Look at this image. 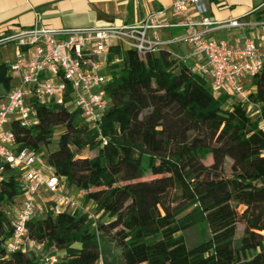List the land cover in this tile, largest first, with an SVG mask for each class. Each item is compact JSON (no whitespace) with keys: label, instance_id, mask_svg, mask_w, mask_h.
<instances>
[{"label":"trees","instance_id":"1","mask_svg":"<svg viewBox=\"0 0 264 264\" xmlns=\"http://www.w3.org/2000/svg\"><path fill=\"white\" fill-rule=\"evenodd\" d=\"M116 55L122 59L110 65V106L99 128L81 109L53 102L36 103L30 126L11 122L16 150L40 155L95 211L54 214L40 198L45 208L29 222V236L60 264H110L111 242L122 264H264V69L251 83L254 119L246 103L215 96L169 48L140 56L116 47L110 60ZM14 85L9 63L1 61L0 88ZM86 150L96 153L84 156ZM228 159L231 175L224 177ZM4 174L0 264H38L37 255L4 247L25 196L21 170L7 167ZM193 227L201 239L189 246L185 232Z\"/></svg>","mask_w":264,"mask_h":264},{"label":"built area","instance_id":"2","mask_svg":"<svg viewBox=\"0 0 264 264\" xmlns=\"http://www.w3.org/2000/svg\"><path fill=\"white\" fill-rule=\"evenodd\" d=\"M173 8L181 23L166 21L163 10L153 11L133 24L113 26L55 28L43 25L38 17L33 26L0 36V47L11 42L16 45L15 59L9 65L12 75L19 78L10 90L0 92V181L7 167L16 168L22 172L25 188L12 233L4 244L8 254L20 251L37 255L38 264H60L57 254L46 251L28 234L29 222L45 208L40 200L43 194L50 195L54 214L71 208L94 217L43 165L40 155L28 149L16 150L10 125L14 120L23 126L32 125L37 120L36 103L53 102L81 109L87 122L99 128L110 106L106 93L112 80L110 65L122 59L116 55L110 60L114 48L145 56L188 43V53L171 50L172 56L206 78L215 96L226 93L258 114V105L250 101L249 94L253 78L264 69V19H248L249 12L242 18L216 21L209 14L207 0H175ZM179 25L185 27L183 36L161 37V30ZM226 27L241 29L246 34L244 40L233 43L209 36L213 30ZM98 264L105 262L100 260Z\"/></svg>","mask_w":264,"mask_h":264},{"label":"crops","instance_id":"3","mask_svg":"<svg viewBox=\"0 0 264 264\" xmlns=\"http://www.w3.org/2000/svg\"><path fill=\"white\" fill-rule=\"evenodd\" d=\"M174 2L175 0H0V36L33 26L38 17L43 25L55 28L113 26L133 24L145 19L153 11L163 10L166 21L181 23L182 18L174 12ZM207 5L210 16L220 22L245 17L249 12L252 13L248 19H264V0H207ZM185 31V27L179 25L161 30L160 34L163 39H171L183 36ZM209 36L234 43L243 41L246 34L241 29L226 27L213 30ZM170 48L176 53L185 54L190 51L191 46L180 43ZM18 82L19 78L15 77V84ZM72 192L77 193L75 190Z\"/></svg>","mask_w":264,"mask_h":264},{"label":"rangeland","instance_id":"4","mask_svg":"<svg viewBox=\"0 0 264 264\" xmlns=\"http://www.w3.org/2000/svg\"><path fill=\"white\" fill-rule=\"evenodd\" d=\"M15 54H16V45L15 43H7L4 44L0 47V61H6L9 64L11 62L14 61L15 59ZM252 117L254 119H257V113L256 110L254 108L250 109L249 112ZM96 152L94 151H84L83 155L84 156H88V157H92L95 155ZM213 160L211 157H208V159L205 161V163L207 165L212 164ZM43 165L45 167H47L45 165V163H43ZM231 165H232V161L230 159L227 160L224 171L220 173V175L224 176V177H228L231 175ZM73 190H70V192H72ZM77 193H75L74 195H76L77 200L79 201V203L82 205V207H84L85 210H88L91 214L94 215V210L91 208V206L89 204H87L84 201V195L82 192L80 191H76ZM73 193V192H72ZM43 199L46 203H51V199H50V195L48 194H43ZM240 210H243V207H240ZM98 217V216H96ZM100 221H105L108 222L110 221L109 217L106 215H102L101 217H99ZM243 231H244V223L243 222H239L238 226H237V234H236V238L239 239L242 235H243ZM185 236L188 240V245L189 246H193L194 244H196L200 239H201V232L199 230V228L197 227H193L191 229H189L188 231L185 232ZM109 248H110V253L106 254L105 256L108 258V260L110 261V264H122V260L120 258V250L114 245V243H110L108 244Z\"/></svg>","mask_w":264,"mask_h":264}]
</instances>
